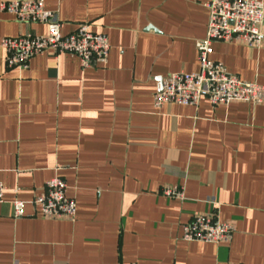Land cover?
Wrapping results in <instances>:
<instances>
[{
  "label": "crops",
  "instance_id": "obj_1",
  "mask_svg": "<svg viewBox=\"0 0 264 264\" xmlns=\"http://www.w3.org/2000/svg\"><path fill=\"white\" fill-rule=\"evenodd\" d=\"M12 1L0 40L45 35L1 9ZM41 1L62 35L86 24L109 52L83 69L47 50L21 69L0 48V264H264V100L153 105L166 76L198 72L210 0ZM209 59L264 88V47L214 42ZM53 177L73 220L30 204ZM172 186L181 199L161 194ZM197 215L230 224V241H182Z\"/></svg>",
  "mask_w": 264,
  "mask_h": 264
},
{
  "label": "built area",
  "instance_id": "obj_2",
  "mask_svg": "<svg viewBox=\"0 0 264 264\" xmlns=\"http://www.w3.org/2000/svg\"><path fill=\"white\" fill-rule=\"evenodd\" d=\"M206 7V34L195 44L198 72H178L166 76L161 82V90L153 96L155 108L166 103L195 106L201 99H206L212 106L231 102H263L262 86L241 81L236 75L228 73L222 64L211 61L209 54L214 42H235L254 49L264 47V3L259 0H210ZM1 9L18 22L40 23L46 28L42 36L0 40V48L6 52V66L10 68L24 69L34 56L47 50L77 57L83 69L92 62L103 63L108 56L106 36L90 32L86 24H80L71 34L62 35L61 24L52 12L44 9L41 0L7 2L1 4ZM3 192L0 183V204L4 202ZM161 194L166 198H182V191L177 186L163 188ZM11 204L14 217H22L24 202L13 200ZM30 204L39 210L44 219L73 220L76 213L75 202L66 197V184L58 177L47 180L42 192ZM233 233L230 224L217 222L207 215H197L182 226L181 240L219 245L229 242Z\"/></svg>",
  "mask_w": 264,
  "mask_h": 264
},
{
  "label": "water",
  "instance_id": "obj_3",
  "mask_svg": "<svg viewBox=\"0 0 264 264\" xmlns=\"http://www.w3.org/2000/svg\"><path fill=\"white\" fill-rule=\"evenodd\" d=\"M147 29H150V27H148Z\"/></svg>",
  "mask_w": 264,
  "mask_h": 264
}]
</instances>
